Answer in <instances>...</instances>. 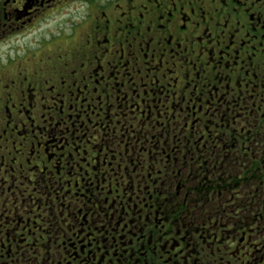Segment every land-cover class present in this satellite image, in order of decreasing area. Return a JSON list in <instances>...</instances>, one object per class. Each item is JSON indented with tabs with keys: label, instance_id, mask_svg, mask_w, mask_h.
<instances>
[{
	"label": "flooded vegetation",
	"instance_id": "af4514ba",
	"mask_svg": "<svg viewBox=\"0 0 264 264\" xmlns=\"http://www.w3.org/2000/svg\"><path fill=\"white\" fill-rule=\"evenodd\" d=\"M251 167L264 0H0V264H264Z\"/></svg>",
	"mask_w": 264,
	"mask_h": 264
},
{
	"label": "trees",
	"instance_id": "16d2710c",
	"mask_svg": "<svg viewBox=\"0 0 264 264\" xmlns=\"http://www.w3.org/2000/svg\"><path fill=\"white\" fill-rule=\"evenodd\" d=\"M249 175L250 177H264V167H251ZM238 193L244 195L243 184L238 187ZM237 203L240 204L238 209H244L247 213H250L251 209L264 207V180L262 182L255 179L249 181L246 186V196L238 198Z\"/></svg>",
	"mask_w": 264,
	"mask_h": 264
}]
</instances>
